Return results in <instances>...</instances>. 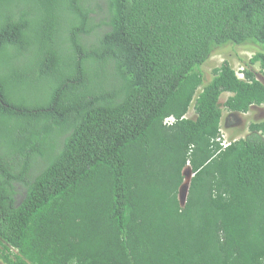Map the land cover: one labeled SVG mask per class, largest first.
Listing matches in <instances>:
<instances>
[{
	"label": "trees",
	"instance_id": "obj_1",
	"mask_svg": "<svg viewBox=\"0 0 264 264\" xmlns=\"http://www.w3.org/2000/svg\"><path fill=\"white\" fill-rule=\"evenodd\" d=\"M0 7L8 264H264V119L222 132L264 106V0ZM230 43L257 49L243 76L205 83Z\"/></svg>",
	"mask_w": 264,
	"mask_h": 264
},
{
	"label": "rangeland",
	"instance_id": "obj_2",
	"mask_svg": "<svg viewBox=\"0 0 264 264\" xmlns=\"http://www.w3.org/2000/svg\"><path fill=\"white\" fill-rule=\"evenodd\" d=\"M4 9L0 7V11H3ZM227 46H230V48L228 49V51L226 53H217L215 54L209 61L207 60L205 63H204V66H203V70L205 72V83H208L209 81L212 80L213 78V69L217 66H220L224 60L228 59V57L231 58V62L234 64L235 68L238 70V73L239 75H241V71L240 69L243 68L245 66V63L243 61H247L250 59V57H252L257 49L252 47V46H249V45H246V46H237V44H233V43H230V45L228 44ZM237 46V47H235ZM259 46L262 47V50H264V46L262 44H259ZM243 61H242V60ZM26 58H21V59H12L11 61L15 64V65H18V66H21V65H24V62ZM256 68H260L259 66V63L255 65ZM261 75V73H259ZM262 76V75H261ZM264 78V77H262ZM222 102L225 101L228 96L230 95V93H223L222 94ZM228 111L225 109L224 110V115H223V120H222V123H223V129H222V132L225 133V136L228 134H230V132L232 131H235L237 130V128L239 127H243L245 124L249 123L252 121V119H264L263 117H261L260 115V112L257 111V110H250L249 114H245V115H241L242 119H243V124H240L239 126L237 125H232L231 127H225L224 125V117L226 115ZM194 113V110L192 109L189 113V115H193ZM264 114V112H263ZM247 121V122H246ZM186 180L190 178V176L192 175V173H190V169H186ZM188 182V180H187ZM0 264H8L5 259H4V256H3V252H2V248L0 246Z\"/></svg>",
	"mask_w": 264,
	"mask_h": 264
},
{
	"label": "flooded vegetation",
	"instance_id": "obj_3",
	"mask_svg": "<svg viewBox=\"0 0 264 264\" xmlns=\"http://www.w3.org/2000/svg\"><path fill=\"white\" fill-rule=\"evenodd\" d=\"M251 110H257L260 112V116L264 118V106H258L255 105L251 108ZM249 114V113H248ZM243 119L240 114L233 113V112H227L225 117H224V125L226 127H231L232 125H237L239 126L240 124H243ZM250 123V122H249Z\"/></svg>",
	"mask_w": 264,
	"mask_h": 264
},
{
	"label": "water",
	"instance_id": "obj_4",
	"mask_svg": "<svg viewBox=\"0 0 264 264\" xmlns=\"http://www.w3.org/2000/svg\"><path fill=\"white\" fill-rule=\"evenodd\" d=\"M253 106H254V105H253ZM253 106H252V107H253ZM186 172H187V171H185V175H186ZM190 173H191V171H190ZM190 178H191V176H190ZM190 178L187 179L188 182H189ZM187 180L184 182L183 186L181 187V198H182V200L184 199V196H185L186 191H187V189H188V182H187Z\"/></svg>",
	"mask_w": 264,
	"mask_h": 264
},
{
	"label": "clouds",
	"instance_id": "obj_5",
	"mask_svg": "<svg viewBox=\"0 0 264 264\" xmlns=\"http://www.w3.org/2000/svg\"><path fill=\"white\" fill-rule=\"evenodd\" d=\"M240 76H243V74L241 73V75Z\"/></svg>",
	"mask_w": 264,
	"mask_h": 264
}]
</instances>
